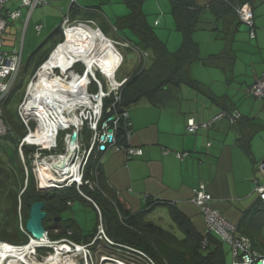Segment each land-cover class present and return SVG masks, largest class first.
Wrapping results in <instances>:
<instances>
[{
	"label": "trees",
	"instance_id": "obj_1",
	"mask_svg": "<svg viewBox=\"0 0 264 264\" xmlns=\"http://www.w3.org/2000/svg\"><path fill=\"white\" fill-rule=\"evenodd\" d=\"M144 1L127 0L131 7V14L127 20L131 30L138 36L139 40L135 42L127 38L121 40H128L135 46L134 49H127L136 53L135 49H139L143 53L148 50L151 52V56L147 61L146 56L145 58H140L137 53L139 58L138 66L132 75L126 77L127 81L122 88V99L116 105L118 111L128 112L131 107L139 105H166L174 98L179 97L183 91V86L199 91L202 83L190 74V68L193 63L202 61L207 65H211L217 59L225 57L229 59L230 56L229 52L224 50L222 53L212 55L210 58H201L200 45L194 39L201 9L196 0H171L172 15L175 18L177 28L183 34L182 44L174 52L170 51L166 44L159 39L148 22L143 10ZM263 2L264 0H212L209 7L217 18L236 15L239 24H241L242 21L238 16L237 8L249 3L254 10L257 4ZM102 32L107 36L103 30ZM53 37H58L57 44H61L53 52L52 56L69 43L67 34H65L64 38L62 26L55 29L51 34V38ZM143 47L144 50L142 49ZM49 56V54H46L40 58L32 66L31 73L45 63ZM30 64L31 62L29 61L21 68V75L2 105L10 133L0 137V242L16 246L27 245L30 235L26 230V222L30 215V207L35 201H44L46 203L45 210L47 211L44 227L50 240L67 239L78 243L90 244L88 247L96 251L101 240L104 239L96 236L100 222L99 217L94 233L88 235L84 234L74 218H63V211L72 205L75 198L88 200L80 195L74 184L61 188V190L55 189L46 195L36 193L39 189L35 184L37 182L36 171L32 162L33 156L37 152V147L27 144L23 145L25 160L23 161L20 156L21 137L26 135L28 129L17 112L18 105L16 106V111L12 113L8 108V104L16 98L17 94H20L18 96L19 100L21 99L24 93L22 88L27 80L25 74L28 73V69L31 67ZM78 69L82 72L84 66L79 64ZM31 73L29 76H31ZM111 103L112 98H107L105 102L106 108ZM109 116L105 111L104 118L106 119ZM119 129L118 143L123 144L124 139L122 141L121 139L123 138L124 128L121 125ZM62 140L60 136L58 141L60 153L65 151ZM43 153L46 154L48 152L44 151ZM190 155L191 152H189ZM92 162L91 157L85 168V179L95 180L97 184H100L101 163ZM81 189L92 197L102 209L103 223L106 224H103L104 231L106 229L105 234L109 239V241L106 240L107 242H104L106 243L104 246L109 247L111 250H116L120 255L122 253L133 255L139 259L137 260L139 264H227L222 250L223 241L218 240L216 246H211L207 237L209 235L215 236V234L208 233L209 235L204 236L199 233L190 218L180 210L172 208L171 218L182 232V237L166 229L161 224L146 219V213L157 205L162 203L169 204L165 200L159 198L150 199L145 208L132 212L115 196V198L105 196L106 191L104 188H99L101 192L92 189L88 185L82 186ZM21 213H23V216ZM261 217L264 219V202L259 198L243 212L236 227L237 232L247 237L251 241L254 250L261 257H264V237L259 231L261 225L264 226V221L259 223ZM54 229H57V232ZM205 238L207 239L206 246H204ZM37 250L43 255L52 254L54 251L51 247H39Z\"/></svg>",
	"mask_w": 264,
	"mask_h": 264
},
{
	"label": "crops",
	"instance_id": "obj_2",
	"mask_svg": "<svg viewBox=\"0 0 264 264\" xmlns=\"http://www.w3.org/2000/svg\"><path fill=\"white\" fill-rule=\"evenodd\" d=\"M110 3L111 4L108 6H103L104 0H77V3L69 11L70 20L72 22L93 20L94 26L101 31L103 30L110 40L130 39L127 33L124 32L126 29L131 30L129 21L127 20L131 14V7L127 3V0H112ZM69 5V0H49L47 6L42 9H34L29 16L28 8L20 7V0H9L6 4L5 11L21 8L22 15L7 26L3 35V50H22V67L29 61H33L34 65L46 54L51 55L59 44H57L58 37L51 38V34L55 29L63 25L66 14L70 8ZM143 10L148 22L153 29L156 30L154 26L155 23L160 25L159 19L154 23L153 20L149 18L148 11L146 12L145 9V1L143 3ZM254 13L256 28H259L258 26L264 27V22H260L262 21L264 10L262 9L258 12L254 8ZM212 14L214 17L213 21L210 19V25L207 26L214 25V30H217L223 36L225 35L226 46L219 53L210 54L206 57L201 56L200 47V56L203 59H207L212 55H218L224 50H227L230 55L229 59L228 57L220 58L211 65H207L202 61H197L195 63H200L204 66L218 67L227 74H233L235 63L238 60L234 42L237 33L241 30L242 23L239 24L236 15L217 18L214 13ZM39 24L42 26L40 31L37 30ZM256 39L257 44L263 48L264 29L257 30ZM130 40L133 42L132 39ZM26 53L28 57L25 60ZM262 54L260 58L264 60V53ZM33 55L34 57L32 58ZM195 63H193V67L191 66L190 68V74L193 78H195L193 75ZM263 72L264 68L263 70H256L255 76L249 81L248 93L250 95H253L251 91L252 86L262 76ZM26 77L28 78L29 74H25V78ZM201 83L199 91L191 89L196 93H200L202 98L196 97V95L191 92L192 96L189 94V101L182 106L178 105L180 103L177 102V99H185L183 91L179 95L180 98H174L166 105H139L135 106L136 109L133 108L134 106L131 107L133 109H129L128 111L131 129L133 130L130 144L141 148L143 150V155L129 157L122 150H111L107 158L105 156L101 162L100 182L132 212L134 211V204L136 203L139 204V208H145L146 205L142 207L143 202L147 204L150 199L159 198L165 200L169 204L162 203L157 206H168L170 215L172 208L180 210L190 218L192 224L199 233L207 236L209 234L206 230L207 225L205 217L201 213L200 208L191 201V198L194 195V190L201 184H205L206 190L212 195V200L209 202V205L211 204L214 206V200L216 202L218 198V187L216 188L217 184H215L218 177H213L212 173L213 171L215 172L216 166L219 167L221 164L228 167L227 165L230 164V159L221 160L219 157L215 156L214 154L216 153L213 149V142L205 146L204 137L202 136L201 138L199 133L187 135L188 120L193 118L196 122L200 123L211 119L215 114L221 111H237L240 114L241 111L236 107H229V102L224 100L222 96H219L218 93H214L212 87L211 89L208 87L209 84ZM172 106H175L174 110H169ZM215 106H217L218 111H214ZM166 111L173 112L172 114H168ZM241 116L243 117V115ZM217 127L223 128V124L220 123ZM132 136L134 138H132ZM122 140L123 138L121 141ZM237 145L245 154L251 156L252 143L249 137H239ZM164 149H169V153L165 154ZM184 151L191 152L189 160H179L176 157L175 152ZM263 159L264 157L262 156L257 162L248 160L247 166L244 171H242L243 176H245V178L249 176L252 177V173L258 169V163ZM258 172L262 174L259 169ZM121 179L122 182H120ZM258 182L259 180H255L256 184ZM235 184L240 187L237 182ZM246 185L247 184H244V186H242L243 191ZM253 192L257 193L256 189H254ZM258 199L259 196L249 207ZM249 207H247V209ZM207 238H209L208 241L211 246L218 243L219 238L216 235H209ZM205 240L207 239L205 238Z\"/></svg>",
	"mask_w": 264,
	"mask_h": 264
},
{
	"label": "rangeland",
	"instance_id": "obj_3",
	"mask_svg": "<svg viewBox=\"0 0 264 264\" xmlns=\"http://www.w3.org/2000/svg\"><path fill=\"white\" fill-rule=\"evenodd\" d=\"M110 1L112 0H104L103 6L110 5L111 4ZM210 1L211 0H196V3L201 7V9L199 14L198 25L194 33V39L200 44L202 57L203 56L206 57L210 54L219 53L226 46L225 35L223 36L217 30H214L213 29L214 25L207 26L210 25L209 20L211 19V21H213L214 18L212 14L213 12L209 7ZM45 6L47 5L40 6L38 8L42 9ZM171 7H172L171 0H145V9L146 12L148 11L147 13L149 14V18L152 19L154 23L157 19H159L160 25L155 23L154 26L156 28L155 31L159 39L166 44V46L170 51L174 52L180 48L183 40V34L177 28L175 18L171 13V9H172ZM263 7H264V2L259 3L255 6V10L259 12L262 9L264 10ZM260 22L261 23L264 22V15H262V21ZM258 27L259 28H256V33L257 30L264 29L263 26H258ZM93 29H96V27L94 26ZM124 33H127L128 37L133 41L139 40L138 36L130 29H126ZM63 48H61L59 51H61ZM116 48L123 55V63L117 71V79L121 80L124 77L133 74V72L138 66L139 58L137 53L130 49L124 47H118V46H116ZM234 48L236 50L238 60L235 63L234 66L235 69L233 74H227L225 71H223L221 68L218 67L204 66L201 65L200 63H195L193 75L197 80L209 84L208 87L210 89L212 87L213 89L212 91H214V93H218L219 96H222L224 100L229 102V107H236L241 111V115H243L242 119H240L236 124H230L228 117H225L222 120L216 122L208 130L201 129L198 132L201 138L202 136L204 137L205 146L208 145V143L211 144L213 142L214 145L213 149L216 153L214 154L215 156L219 157L221 160L230 159L229 161L230 164L227 165L228 167H226L224 164H221L219 167L216 166L215 172L213 171L212 173L213 177L216 176L218 177V180H216L215 183L217 184L216 188L218 187L217 188L218 198L216 202L214 200L215 207L212 206L211 204L210 205L211 207L217 209L220 213H222L223 216L230 223L236 226L238 225L240 218L243 215V212L259 196L258 192L257 193L253 192L254 189H256L255 187L257 186L255 180H259L260 183L264 182V177L262 176V174H260V172H258V169H256L255 172L252 173L253 175L252 177L249 176L248 178H245V176H243L242 174V171H244L245 167L247 166L248 160L257 162L260 157L262 156L264 157V98H258L248 93V87H249L248 84L250 83L249 81L251 80V78L255 76V71L256 70L259 71L260 69L263 70L264 68V60L260 58L263 55L262 53H264V47L261 48L257 44V39L250 38L249 27L246 24L242 23L241 30L236 35ZM142 49L144 50V47ZM145 52L148 61L151 56V52L148 50H146ZM27 55L28 54L26 53L25 60L28 57ZM48 62H46L45 64H47ZM30 66L31 67H29L27 73L29 75L32 71L33 61H31ZM97 66L103 72H105L103 63L95 64L94 65L95 68L93 67V69L96 70L99 77H101L102 72L99 70ZM60 69L63 72H65V74L62 75ZM52 71H53V81L57 83H61V86H64L66 82L65 79L68 78L67 82L71 80V78L69 77L73 74V71L77 72L78 70L73 69L71 72H69L70 70L65 71L62 69V67H57L52 69ZM39 72H40V67L34 70L33 73H31V76H29L27 80L24 82V87L22 88V92L24 93L21 96V99L19 100L20 94H17L16 98L8 104V108L13 113L16 111L15 109L16 106L18 105L17 112L22 122L24 123V121H29V126L32 132L35 134L33 137L29 136L27 142L35 143V144H47V145L56 143L55 146L44 147L43 150L47 151L48 153L42 154L41 156L39 155L33 156L32 165L34 166V169L36 171V180H37L35 184L39 189V190L36 189L37 191L36 190L35 191L38 194L46 195L48 193L53 192L55 189L61 190V188H64L68 184H70L69 182L71 180L62 182L63 178L59 176V178L62 180L59 183H54L53 185H55V187H50V185L43 186L40 167H43V164L46 162L51 163L54 160H57L58 157L60 158L62 155H66L69 153V148L71 144L68 135L72 134L73 131L75 130H79L80 132V138H79L80 148L72 155L70 161L75 160V162L77 161L79 162V158H81L84 154L83 149L87 147V146L84 147L83 143L87 144L88 142H90L92 144L93 134L92 132L89 131L90 130L88 127L89 123L84 122L83 125L80 126L72 123L67 126L68 128L66 130L59 131V133L57 134L56 142H53L54 140L51 142L37 141V139L40 140L39 136L41 135L40 128H42V123L40 119H38V117H36L34 114L29 115L26 113L23 107V103L26 102L28 95L32 93L31 84H33L34 81L38 80ZM58 75H61V78ZM106 75L108 74L106 73ZM28 90L29 93L27 94ZM183 92L185 99L184 98L183 100L177 99V102L180 103L178 104L179 106H182L189 101L190 99L189 94L190 96H192L191 92H193L196 95V97L198 96L199 98H202L200 93H196L194 90L192 91V89L187 86H183ZM68 99L75 100V97L71 95L68 97ZM86 108H87L86 106L83 107L77 105V107L73 108L71 111H68L70 113H67L66 116L68 117V119L71 117L75 118L76 115L79 116L81 111ZM133 108L136 109L135 106ZM133 108H130V110ZM174 108L175 106H172L170 107L169 110H174ZM52 111L50 110L51 113ZM214 111H218L217 106L214 107ZM166 112L168 114H172L173 111H166ZM220 123L223 124V128L217 127ZM28 134L29 131H27L26 135H22L20 145L22 144L24 138ZM187 135H191V133L187 132ZM60 136L63 139L62 141L65 148L63 154H61L58 149V143H59L58 141L60 139ZM239 137H245V138L249 137L251 139V143H252L251 146L252 154H250L251 156H248L241 149H239L237 145ZM132 138L134 137L132 136ZM27 145L34 146L33 144H27ZM36 146L38 147V145ZM75 146L77 148V143L75 144ZM99 146L100 144H97L95 150L92 152L93 153L92 161L94 163L95 162L101 163L105 158V156L107 158L109 152H111V150H109L107 152H101L99 154L97 153ZM22 153L24 154L23 149H22ZM189 159L190 158L188 157L184 160H189ZM92 182H93V189L100 191L99 188H104L106 191L105 196L114 197L113 193L110 192L108 189H106L101 183L97 184L95 180H92ZM120 182H122V179ZM236 182L240 185V187H238V185L235 184ZM73 184L76 185L77 187V183H73ZM244 184L247 185L245 188L246 190L244 189L243 191L242 186H244ZM134 205L135 207L133 212L143 209V208H139L138 203ZM145 205L146 202L145 204L143 202L142 207H145ZM21 214L23 216V213ZM70 217L75 219L76 223L79 225V227L81 228V230L84 232L85 235L94 233L95 228L97 227L98 224V213L95 207L91 204V202L79 198H75L72 205L63 211V218L68 219ZM146 219L161 224L166 229H169L175 232L179 237H182V232L172 221L168 206L161 205L153 208L151 211L146 213ZM263 221L264 219L261 217L259 223H262ZM54 230L55 232H57V229ZM259 231L262 237H264L263 225H261ZM98 234L99 233L97 231V235H96L97 237H99ZM218 238L219 241L220 240L223 241L219 236ZM63 240L52 241L48 237V240L43 245H41L44 246L43 248L45 247L53 248L54 249L53 253H57L58 251L61 253L60 256L61 262L58 264H64L65 261L73 264H106V260H104L105 258H111L114 259L115 261L119 260L121 264H139L137 262V260L139 259L136 258L135 256L127 253L125 254L122 253L120 255L118 252H116V250H111L109 247L104 246L106 244L104 243L106 241L105 239L101 240V243L98 245L96 251H93L91 247L89 248L88 246L83 245L80 248V250L79 248H76V250L72 248V252H68L69 249L68 245H66ZM84 246H86V248ZM214 246H216V244ZM222 250L225 255L227 264H232L234 260L232 246L228 242L223 241ZM26 256H27L26 258L25 257L22 258L20 264H30V263L33 264L32 261L35 264H45L48 261V259L51 257V254H47V255L40 254L39 251L37 250V247L35 246ZM12 260H14V258L11 257L6 258L4 259V261L2 260L1 264H10ZM114 263L119 264L118 262H114Z\"/></svg>",
	"mask_w": 264,
	"mask_h": 264
},
{
	"label": "built area",
	"instance_id": "obj_4",
	"mask_svg": "<svg viewBox=\"0 0 264 264\" xmlns=\"http://www.w3.org/2000/svg\"><path fill=\"white\" fill-rule=\"evenodd\" d=\"M9 0H0V137L5 136L10 133V130L8 128V125L5 121V115L3 111V103L5 102L6 98L9 96L11 91L13 90L19 76L21 73L22 68V50L14 49L12 51H5L3 50V35L6 31L7 26L14 20L21 17L22 12L21 8L16 10H8L5 11L6 4ZM49 3V0H20V7H26L29 10V16L33 12L34 9L47 5ZM70 8L66 14L65 20L63 22V30L66 34V30L68 28L74 27V26H84L87 28H92L91 26L94 25L93 21H75L72 22L70 20L69 11L70 9L77 3V0H69ZM237 13L242 21V23L246 24L249 27V34L250 38L254 39L257 37L256 33V25H255V14L253 7L249 3H245L237 8ZM74 24V25H73ZM41 25L39 24L37 26V30L40 31ZM114 48L116 49V46H121L125 48H133L134 45L129 42L128 40H109ZM117 50V49H116ZM137 53L139 54L140 58H145L146 54L143 53L139 49H135ZM118 51V50H117ZM118 54L120 56V62L115 68V71L113 72L112 76L106 75L101 69H99L102 72V78L97 75L96 70L94 69V72L89 74L88 76V82H87V103L80 104L79 106H86V109H83L80 113V115H76L75 119L80 120V125H83L84 122L89 123V131L93 134V141L92 144L90 142L83 143L85 149H83L84 154L81 158H79V162H75V160L70 161V169L72 167L76 166L77 169V176L78 180L75 181L73 178L67 179L70 181L68 185H72L73 183H77V189L82 197H84L86 200L91 202L93 206L96 208L98 215H99V231L98 235L99 237H104L109 241V239L106 237L105 231H104V225H103V219H102V212L96 201L88 196L85 192L82 191L81 187L88 185L93 189V182L92 180L85 179V168L87 166V163L91 157L92 152L95 150V147L97 144H100L99 149L97 150L98 153L101 152H107L109 150H122L125 152L128 156H142L143 150L139 147H135L130 145V138L132 135V129H131V122L129 119V113L127 111H118L116 108V105L118 102L122 99V88L127 81V78L124 77L121 80L117 79V69L120 67L121 63L123 62V56L118 51ZM43 64L41 68L44 66ZM78 78L80 77L79 73H76ZM61 78V75H58ZM67 79L65 81L67 82ZM91 86L95 87V90H91ZM251 91L255 97L264 98V72L262 76L256 81V83L252 86ZM107 98H112V103L106 108L105 102ZM73 100V99H71ZM77 101V100H76ZM85 101V100H84ZM24 107V103H23ZM105 111L110 116L108 118H104ZM69 113L67 110L64 111V115ZM114 117V119H109L110 117ZM67 117V116H66ZM228 117L230 123L235 124L241 119V114L237 111L228 112V111H221L217 114H215L211 119L204 121V122H196L193 118H190L188 120V126L187 131L191 134L198 133L199 130L205 129L208 130L215 122ZM24 124L26 128L29 131V134L24 138L22 144L19 147L20 156L25 160V156L22 153V145L25 143L27 144H35V143H29L26 140L29 136H34L35 133L32 132L29 121H24ZM69 123H67V126ZM77 125V124H76ZM123 126L124 128V143L119 144V132L120 126ZM63 126L59 128L57 131V134L59 131L66 130L68 127ZM44 127L40 128V131L43 132ZM112 130L109 132V130ZM78 133L79 130H76ZM57 134L54 138L53 142H56ZM70 144L74 143L70 139ZM77 143V148L74 151V153L79 150L80 144L79 140L75 142ZM210 144V143H209ZM37 147V152L35 155L41 156L43 154L44 147H52L55 146V144L47 145V144H35ZM91 145V146H90ZM90 146V147H89ZM103 147V149H102ZM89 148V149H88ZM169 149H164V153L168 154ZM176 157L179 159H184L187 156H189L188 151L184 152H175ZM63 157V155H62ZM258 169L261 170L263 176H264V159L261 160L258 165ZM27 170V168H26ZM62 174H65V170L61 172ZM61 173L56 172L58 176H61ZM63 179L62 181H67ZM52 181V180H51ZM54 183L53 181L51 182ZM67 185V186H68ZM256 191L259 194V198L261 201L264 202V182L263 183H257ZM212 200V195L206 191V187L204 184H201L199 188L194 190V195L191 198V201L196 204L199 208L202 214L205 217L206 223H207V233L215 234L219 236L223 241L228 242L232 246L233 250V256L234 260L232 264H260L262 262V259L264 257H261L260 254L254 248L252 247L251 241L239 234L237 232V227L230 223L222 213H220L217 209L211 207L209 205V202ZM66 245H68L69 249L72 248H81L78 246L75 242L71 240L64 239L63 240ZM206 240L204 242V246H206ZM86 248V246H84Z\"/></svg>",
	"mask_w": 264,
	"mask_h": 264
},
{
	"label": "bare ground",
	"instance_id": "obj_5",
	"mask_svg": "<svg viewBox=\"0 0 264 264\" xmlns=\"http://www.w3.org/2000/svg\"><path fill=\"white\" fill-rule=\"evenodd\" d=\"M66 34L68 35L69 43L64 48L62 47L63 49L61 51L55 53L52 56L53 58L51 57V60L49 59L50 61H47L48 63L40 69L38 80L36 79L37 81H34V83L31 84L32 87L30 85L32 93L28 95V98L24 103V110L26 113L29 115L34 114L40 119L42 127H44V133H46L45 128L54 127L57 122L67 121L68 123L80 125L79 119H75L74 117L68 119V117L64 115V111H71L73 108L77 107L79 102L81 105L87 103L88 75L94 72L93 67L95 64L103 63L104 71L108 76H112L121 59L118 51L99 29L74 26L68 28ZM78 61L85 63V75H82L81 78L74 75L71 80L65 82L64 86H61V83L53 81L52 69L62 67L65 71L71 70ZM71 95H74L75 100L68 99ZM50 110L54 111L51 113ZM58 130L59 129H57L56 132ZM39 137L40 140L37 139V141L46 142L44 138L41 136ZM45 137L47 140H50L49 142L53 141L55 138H52L47 133ZM75 149V143H72L69 148V153L63 155V157H58V160L55 161L54 165L46 162L43 164V167H40L43 186H53L51 183L52 181L57 182L62 180L55 174L57 169L60 170V173L65 170L66 174L61 175V178L67 180L74 177L73 179L75 181L78 180L76 166L70 169L69 164L70 158ZM47 240L48 239L38 241L33 239L29 246L27 245L26 247L21 248L12 246L6 242H0V264L2 260L9 257L14 258L10 264H20L22 258H26V255L31 249L37 245H43ZM68 252L71 251L68 250ZM60 256L61 253L59 251L57 253H52L51 257L45 264L60 263ZM65 262L64 264H73ZM32 263L35 264L33 261Z\"/></svg>",
	"mask_w": 264,
	"mask_h": 264
},
{
	"label": "water",
	"instance_id": "obj_6",
	"mask_svg": "<svg viewBox=\"0 0 264 264\" xmlns=\"http://www.w3.org/2000/svg\"><path fill=\"white\" fill-rule=\"evenodd\" d=\"M109 119H114V117L112 116ZM111 131L112 130L110 129L109 132ZM77 137L78 133L73 132L71 140L75 142ZM45 207L46 203L44 201H35L30 207V215L26 222V230L32 237V240L35 239L42 241L48 238L47 231L44 227V220L47 217V211L45 210Z\"/></svg>",
	"mask_w": 264,
	"mask_h": 264
},
{
	"label": "clouds",
	"instance_id": "obj_7",
	"mask_svg": "<svg viewBox=\"0 0 264 264\" xmlns=\"http://www.w3.org/2000/svg\"><path fill=\"white\" fill-rule=\"evenodd\" d=\"M92 26L94 27V25H92ZM93 27H92V29H93ZM62 29H63V26H62ZM96 29H99V28H96ZM100 31H101V30H100ZM101 32H102V31H101ZM63 33H64V30H63ZM102 33H103V32H102ZM106 37H107V36H106ZM64 38H65V33H64ZM107 39L110 40L108 37H107ZM64 40H65V39H64ZM63 42H64V41H63ZM59 45H60V43L58 44V46H59ZM58 46H57V47H58ZM118 47H121V46H118ZM124 48H125V47H124ZM56 49H57V48H56ZM116 49H117V48H116ZM117 50H118V49H117ZM118 51H119V50H118ZM119 52H120V51H119ZM120 53H121V52H120ZM52 54H53V53H52ZM52 54L49 56V58H48L47 61H49V59H50V57L52 56ZM122 56H123V55H122ZM47 61H46V62H47ZM46 62H45V63H46ZM45 63H43V64H45ZM122 63H123V62H122ZM122 63H121V65H122ZM43 64H42V65H43ZM79 64H82V65L84 66L83 71L80 72L79 69H78L79 72H78V71H77V72L73 71V74H72L69 78L72 79L73 76L76 75V73H79V74H80V77H81L82 75H85V74H86V65H85L84 62H81V61L78 62V63H76V64L74 65V67L72 68V70L75 69V68L77 69ZM22 65H23V64H22ZM42 65H41V66H42ZM121 65H120V66H121ZM41 66H40V69H41ZM119 68H120V67H119ZM119 68H118V69H119ZM118 69H117V71H118ZM56 70H58V69H56ZM72 70H70L69 72H71ZM60 71H61V70H60ZM61 73H63V72L61 71ZM63 74H65V72H64ZM63 74H62V75H63ZM97 75H98V74H97ZM116 75H117V72H116ZM98 76H99V75H98ZM101 78H102V76H101ZM67 80H68V79H67ZM94 88H95V87L91 86V89H92V90H95V89H96V88H95V89H94ZM27 94H28V91H27ZM73 96H74V95H73ZM73 132H77V131L75 130V131H73ZM77 133H78V132H77ZM72 134H73V133H72ZM72 134H70V139H71ZM79 138H80V133H78L77 140H79ZM77 140H76V141H77ZM76 141H75V142H76ZM75 142H74V143H75ZM24 145H25V144H24ZM22 146H23V145H22ZM34 146H35V145H34ZM19 147H20V146H19ZM36 147H37V146H36ZM22 149H23V148H22ZM43 152H44V150H43ZM97 153H98V152H97ZM43 154H44V153H43ZM61 154H63V153H61ZM99 154H100V153H99ZM92 155H93V153L91 154V157H92ZM71 157H72V156H71ZM91 157H90V158H91ZM89 160H90V159H89ZM88 162H89V161H88ZM56 175H57V174H56ZM53 182H54V181H53ZM59 182H60V181H57V182H54V183H59ZM62 182H63V181H62ZM54 183H53V184H54ZM50 187H55V185L50 186ZM66 187H67V186H66ZM91 204H92V203H91ZM92 205H93V204H92ZM95 209H96V208H95ZM97 213H98V212H97ZM98 217H99V215H98ZM98 231H99V228H98ZM103 238H104V237H103ZM47 239H48V238H47ZM104 239H105V238H104ZM105 240H107V239H105ZM31 241H32V237L30 236V242H29L27 245H30ZM73 242H74V241H73ZM75 243H76L78 246H80V247H82L83 245H86V246L90 245V244H82V243H77V242H75ZM10 245H11V244H10ZM27 245H25V246H15V247H19V248H21V247H26ZM12 246H14V245H12ZM36 247H37V249H38L39 247H44V246H41V245L39 246V245H37ZM68 250L72 252V249H68ZM75 250H76V248H75ZM104 260H106V264H108V263H113V264H115L114 262H118L119 264H121V262H120L119 260H118V261H115L114 259H111V258H105ZM111 261H114V262H111ZM262 262H263V264H264V258L262 259Z\"/></svg>",
	"mask_w": 264,
	"mask_h": 264
},
{
	"label": "flooded vegetation",
	"instance_id": "obj_8",
	"mask_svg": "<svg viewBox=\"0 0 264 264\" xmlns=\"http://www.w3.org/2000/svg\"><path fill=\"white\" fill-rule=\"evenodd\" d=\"M67 121H64V122H57L55 125H54V127H47V128H45L46 129V133L49 135V136H51L52 138H54L55 136H56V134H57V132H56V130L57 129H59L60 127H62V126H67ZM69 124H72V123H69ZM80 126V125H79ZM41 132V131H40ZM45 131H43V132H41V137L42 138H44V140L46 141V142H49L50 140H47V138L45 137L46 136V133H44ZM76 150V149H75ZM74 154V153H73ZM58 160V159H57ZM69 160V159H68ZM55 161L56 160H54L53 162H51L50 164H55ZM70 162V161H69ZM47 163H49V162H47ZM56 172H58V173H60V170H56ZM56 172H55V174H56ZM66 174V173H65ZM61 175H63L62 173H61ZM66 180V179H65ZM29 246V245H28ZM4 261V260H3Z\"/></svg>",
	"mask_w": 264,
	"mask_h": 264
}]
</instances>
